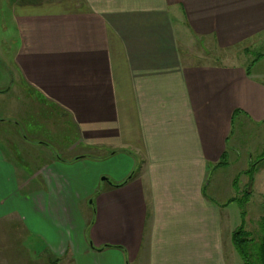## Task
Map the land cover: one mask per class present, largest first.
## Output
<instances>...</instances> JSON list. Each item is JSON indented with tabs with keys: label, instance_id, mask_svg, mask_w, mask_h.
Masks as SVG:
<instances>
[{
	"label": "crops",
	"instance_id": "obj_1",
	"mask_svg": "<svg viewBox=\"0 0 264 264\" xmlns=\"http://www.w3.org/2000/svg\"><path fill=\"white\" fill-rule=\"evenodd\" d=\"M10 11L12 84L62 122L36 115L24 131L26 101L13 123L26 138L0 135L22 152L0 147V264H242L225 209L231 183L250 195L240 176L264 154L237 138L264 122V73L252 72L264 52L238 54L264 44V0H13ZM239 158L243 173L229 175Z\"/></svg>",
	"mask_w": 264,
	"mask_h": 264
},
{
	"label": "rangeland",
	"instance_id": "obj_2",
	"mask_svg": "<svg viewBox=\"0 0 264 264\" xmlns=\"http://www.w3.org/2000/svg\"><path fill=\"white\" fill-rule=\"evenodd\" d=\"M12 3H13V0H0V119H4L7 122L5 127L3 126L0 127V135L2 136L5 135V137L7 136L8 138H12L13 136L16 135V139H17L18 137H21V136L26 138L23 130L20 129V126L17 127L18 129L17 128L15 129L13 123L19 120L18 116H20V113L23 112L22 111L23 108H21V106L24 107V105H26L27 103L28 104L26 108H24V110H26L25 116L23 117L24 131H25V127L33 124V118H35L36 115H38L40 119H43V121L41 120L42 122L49 121L50 126L54 124H58V122H62V121L59 116H57V118L54 117V115L51 114V112H48L47 109H43L41 112L36 113V111L33 110L32 108L33 105H31L29 100H27V98L22 97L23 93L22 95L19 93L20 89L18 88L19 87L18 81L12 84L13 77L15 76L12 59H13V54L15 51L14 44L17 42L15 25L13 22V17L11 16V11H10V5ZM205 50H206L205 53L208 54V56H206L207 61H217L218 59H220L218 55L222 54V51L219 52V51L210 50V49L208 50L205 49ZM238 50L239 49H237V52L240 51L238 53L241 55L240 58L242 59V55L244 54L246 62H247L248 59L250 58L252 59L256 57L257 55H259L260 53L264 52V44H262L261 46L255 45L254 47L249 48L245 53H243L242 49H240L239 51ZM187 52H189L191 56L194 54V52L190 48H189V51ZM234 52L236 51L233 49L229 50V53L230 55L232 54V56ZM237 59L235 57L234 58L231 57V60H230L231 62L229 63L231 64L236 63L235 61H237ZM242 61L244 60L242 59ZM254 71L255 72L261 71L264 73V60L256 64L255 67H252V72ZM4 82L8 83L6 84L7 85L6 87L4 86ZM23 115H24V112H23ZM54 121H56V123H54ZM40 127L45 134L48 133L50 137H52V133L54 131L53 129L48 128L46 124H43V126H40ZM13 131L15 132V134ZM241 136H243V138ZM240 137H241L240 141L244 142V145H246V146H243V149L246 150L248 147V144L258 146L260 143L264 142V122L258 127L256 126L252 128V130L243 129L237 138H240ZM12 143L13 142H11V144ZM0 147L3 149L5 154L7 156H11V159L13 160L15 159L14 156H16L19 159H20L19 156H22V152H20L19 149L17 150L15 146L10 147L6 145L3 141L0 142ZM58 147L62 148L61 146L55 145L54 147H51L50 149L51 152H53L54 156H56L59 153ZM37 150H40V148L31 147L30 152L33 154H36L38 152ZM241 157H244V156H241ZM260 157H261L260 155L253 156V162L247 164V167H246L247 173L242 174L240 176L241 181L245 179L248 183L251 180L252 192L250 193L248 197L238 187H236L235 185L233 186L232 183L230 185L231 188H230V192L228 195L234 201H230L228 203V206L225 209V212L227 215V218L225 217V219H227L226 222L229 224L230 228L233 230L236 229L240 225H244L245 229H249V230L252 229L253 231H256L259 229V223H260L259 221L264 219V161H261L260 163L254 165L256 160L259 159ZM241 160L242 158L230 161V164H229L230 168L228 170L229 175H232L234 173V175L236 176V175H240V173H243V169L239 168V166L241 165ZM17 163L19 164L21 163V161H18ZM25 163L27 165H30L28 161H26ZM253 165L254 167L252 168ZM249 171H251V173H249ZM221 195L225 196L226 194H221ZM230 261L231 263L239 262V261L241 262V259L237 255V253L233 251Z\"/></svg>",
	"mask_w": 264,
	"mask_h": 264
},
{
	"label": "trees",
	"instance_id": "obj_3",
	"mask_svg": "<svg viewBox=\"0 0 264 264\" xmlns=\"http://www.w3.org/2000/svg\"><path fill=\"white\" fill-rule=\"evenodd\" d=\"M223 158L221 156L218 164L222 163ZM263 159L264 156L260 157L254 165ZM245 195L249 196L248 193ZM259 222V229L256 231L245 229L244 225H240L231 233L232 246L240 257L242 264H264V219Z\"/></svg>",
	"mask_w": 264,
	"mask_h": 264
}]
</instances>
